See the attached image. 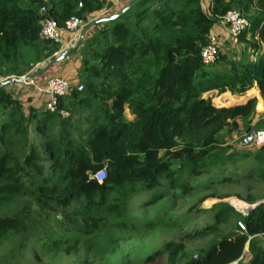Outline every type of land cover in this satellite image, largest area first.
I'll use <instances>...</instances> for the list:
<instances>
[{
	"label": "trees",
	"instance_id": "obj_1",
	"mask_svg": "<svg viewBox=\"0 0 264 264\" xmlns=\"http://www.w3.org/2000/svg\"><path fill=\"white\" fill-rule=\"evenodd\" d=\"M130 1L0 0V81L18 78L42 61L45 67L58 55V44L40 38L44 18L63 31L71 16L87 24ZM205 1L138 0L119 17L89 28L79 44L77 36L46 75V81L66 78L54 69L77 55L76 66L67 71L72 89L58 100L66 117L14 95L8 84L0 88V248L5 249L0 264L19 263L28 246L40 244L54 256L78 254L83 234L95 243L99 234L138 229L127 215L131 197L160 187L161 193L143 204L150 205L175 194L172 189H195L193 178L212 167L224 182L233 179L225 178L228 165L237 172L236 164L247 160L245 177L264 179V144L243 142L264 129V116L253 123L256 99L215 107L211 97L202 96L210 90L241 96L256 87L264 104V0ZM231 10L248 20L235 39L228 32L244 46L241 55L231 59L221 53L215 34L216 60L206 66L200 51ZM240 132L239 148L225 140ZM102 169L105 176L97 181L93 176ZM209 197L216 194L204 195L200 203ZM236 197L249 204L259 199L251 193ZM73 204L65 216L73 224L68 239L49 240L31 219L34 210L40 217ZM209 210L216 222L187 232L186 238L215 231L230 214L236 216L233 229L192 255L184 243L167 241L144 262L166 253L168 264H264V202L247 214L231 202H217ZM161 221L165 227L174 224L165 216Z\"/></svg>",
	"mask_w": 264,
	"mask_h": 264
},
{
	"label": "rangeland",
	"instance_id": "obj_2",
	"mask_svg": "<svg viewBox=\"0 0 264 264\" xmlns=\"http://www.w3.org/2000/svg\"><path fill=\"white\" fill-rule=\"evenodd\" d=\"M204 2L206 3L205 0ZM219 40L218 44H220L221 53L226 54L231 59H239L240 53L244 48L242 44L235 43L226 35H221ZM76 61L77 55L71 58L70 66L74 68L77 64ZM202 96L211 97V102L215 107H221L226 104L231 105L232 102L237 100L227 92L217 96L216 92L211 93L208 91L203 93ZM126 116L130 117L127 110ZM33 135L31 133V136ZM233 135L235 134L226 137L225 140L229 144L234 145L235 148H239L238 139L234 138ZM236 166L237 172L234 171L235 167L233 165H228L229 170L224 172L226 174L225 178H233L232 180L220 181L223 175L220 174L217 167H212L211 171L193 178L191 182L196 185L195 189L185 192L179 189H172L175 194L171 193L150 205L143 204L161 193L160 187L134 195L126 203V208L129 219L139 225L137 226L138 229L117 230L111 235L99 234L97 239H94L95 243L93 239H90V236L83 234V245L80 247L78 254L72 252L68 255H62L58 252L54 256L50 251L42 250L40 244L28 246L24 251L23 259L16 264H168L166 253L156 256L152 262H144L146 256L161 248L167 241L182 242L186 246L188 255L195 254L197 250L206 248L210 240L216 241L230 229H233L232 223L236 222V216L230 214L226 218L227 221L219 224L215 231L207 233L203 237L186 238L185 234L187 232L202 229L205 225L216 222L215 212L209 210L213 204L231 202L240 210L247 211L243 213L247 214L249 211L248 205L250 204L243 200H238L236 195L245 198L251 193L259 198L253 204L264 202V179L256 174L245 177V172L250 166L247 160L239 161ZM225 178L222 180H225ZM191 182H188L186 187H189ZM205 184H209V187L203 188L202 185ZM211 192L215 193L216 197H209L200 203V199ZM222 196L229 197L223 198ZM75 207L76 205L73 204L65 210L55 208L54 212L43 213L40 217L34 210L31 219L39 223L38 231L46 234V236L48 234L49 240L53 238L68 239L73 224L71 223V217L66 218L65 216L69 215ZM56 214L60 222L55 218ZM161 216L171 219L174 223L173 226L165 227L161 221ZM152 221L157 223L153 224ZM143 224L144 226L142 227L141 225ZM253 233L254 235L259 234L257 226L254 227ZM4 250V248H0V257ZM244 251L245 256H247V246Z\"/></svg>",
	"mask_w": 264,
	"mask_h": 264
},
{
	"label": "built area",
	"instance_id": "obj_3",
	"mask_svg": "<svg viewBox=\"0 0 264 264\" xmlns=\"http://www.w3.org/2000/svg\"><path fill=\"white\" fill-rule=\"evenodd\" d=\"M119 1L120 0H113V4H116ZM81 7L82 4L79 3L78 8ZM222 22L224 25H226L227 30L233 39L240 35L248 26V20L237 10L228 11L223 16ZM84 25L85 22L82 18L71 16L70 18L65 20L63 26L64 30L61 31L56 21L46 17L41 22L40 38L45 41H51L55 44H58L61 48L58 53H61L64 46L68 47L74 42ZM65 49L67 48H64V50ZM216 56L217 37L215 36V34L211 33L208 43L200 51L201 62L206 66L213 64L216 60ZM18 79L25 86L31 83L30 79H28L27 73L19 76ZM71 89L72 85L68 79L57 76L50 77L46 81V86L43 89V92L46 94V100L44 102L45 109L52 113L58 112L62 117H66L68 115L67 112L58 110V100L60 97L67 95L71 91ZM81 89L82 85H78L77 90ZM252 140L256 145H263L264 129L254 131ZM104 176V170L102 169L98 171L93 177L97 181H101ZM237 225L240 230L246 231V226L243 222L238 221ZM231 264H236V262H233Z\"/></svg>",
	"mask_w": 264,
	"mask_h": 264
},
{
	"label": "crops",
	"instance_id": "obj_4",
	"mask_svg": "<svg viewBox=\"0 0 264 264\" xmlns=\"http://www.w3.org/2000/svg\"><path fill=\"white\" fill-rule=\"evenodd\" d=\"M88 31L89 30H87L86 33ZM213 34H216L217 36L219 35L218 37L220 39L221 35L228 36V31H227V28L224 25L220 24V25L214 27ZM64 48H68V47L64 46ZM64 48L62 50H64ZM75 55L76 54H71V57L68 59L67 62H65L61 66H57L55 68L56 71L54 69V71L56 72L55 74L56 75H62L63 77H66V79L67 78L70 79L69 74H68L67 71L70 70V67H72V66H70L69 63L71 61V58L74 57ZM44 62L45 61H42V62H39V63L33 65L31 67V69L26 72L28 74V79H30V82H31L29 85H26V86L23 85L18 79V81H16L15 83H9L7 85V90L11 91L14 95H17L18 97H20V98H22L24 100L26 98H30L31 99V101H30L31 104H35V105H38V106L41 105L42 106L44 104L45 100H46V94L43 92V89L46 86V75L50 74V71H51L48 68H46V66L42 67ZM210 92L211 93L212 92H216V95L219 96L217 94L216 90H210ZM226 92L229 93L230 95H232L233 97H235L237 100L232 102L231 105H227L226 104V105H223V106H233V105L244 104L247 99L254 97L256 99V106H255L256 115H255V117L253 119V123L256 122L260 117L264 116L263 100H262V97L260 96V93H259V91H258V89L256 87L251 88L250 90H248L247 92H245L241 96L233 95L229 91H226ZM226 92H224V93H226ZM224 93H221V94H224ZM238 99H240V100H238ZM223 106H221V107H223ZM233 136H234V138L239 139L242 136V134L240 132L239 134H235ZM249 137L250 136H247L246 138H244L243 142L244 143H249L251 141V139H249ZM239 213L243 214L242 212H239Z\"/></svg>",
	"mask_w": 264,
	"mask_h": 264
},
{
	"label": "water",
	"instance_id": "obj_5",
	"mask_svg": "<svg viewBox=\"0 0 264 264\" xmlns=\"http://www.w3.org/2000/svg\"><path fill=\"white\" fill-rule=\"evenodd\" d=\"M137 2H138V0H131L128 4H126L125 6H123L117 12H115V13H113L111 15H108V16L99 17V18H96V19H93V20L89 21L87 24H85L82 27L80 33L78 34L77 44H79L81 42V40L83 39L86 31L89 28L93 27L94 25H96L98 23L108 22V21H111V20L119 17L120 15H122L123 13H125L127 10H129L131 7H133ZM68 51H69V49L63 50V52H61L60 54H58L57 56H55L52 60H50L48 62L46 68H48L51 65H54V64L62 61ZM16 81H18V78H15V77L6 78V79L0 81V88L2 86H4V85L9 84V83H15ZM253 134H254V131H252L249 139L252 140ZM257 205L258 204H250V205H248V207H249L248 209L251 210V209L255 208Z\"/></svg>",
	"mask_w": 264,
	"mask_h": 264
}]
</instances>
